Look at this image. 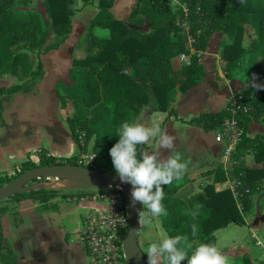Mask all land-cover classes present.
<instances>
[{
  "label": "trees",
  "instance_id": "16d2710c",
  "mask_svg": "<svg viewBox=\"0 0 264 264\" xmlns=\"http://www.w3.org/2000/svg\"><path fill=\"white\" fill-rule=\"evenodd\" d=\"M80 1L85 4L93 0ZM96 1L97 12L75 45V50L83 54L72 58L68 69L70 82L62 85L66 96L57 89L56 95L61 106L67 99L71 103H81L82 111L68 119V128L72 133L75 129L81 130L85 141L92 137V164L101 172L116 174L112 165L101 163V160L111 159L110 142L114 136L117 142L119 140L115 134L117 128L124 121H134L142 106L147 104L143 83L152 90L154 109L163 111L174 89L184 92L201 80L203 71L199 55L189 53L188 64L177 70L170 64V58L187 52L184 46L186 33L180 28L178 18L186 20L195 50L203 51L214 31L228 38L218 43L226 76L232 67L239 68L243 62L245 65L240 71H247L252 60L259 57L262 64L257 83L264 84V0H181L186 8L185 16L181 9L175 13L164 0H135L125 22L110 17L107 9L112 0ZM69 2L43 0L52 31L64 38L71 29ZM10 4L11 0H0V70L13 73L19 69L27 79H34L41 72V61L37 60L35 67L30 69L26 54L13 53L11 48L21 42L39 52L47 28L38 12L12 9ZM98 25L107 29V37L98 38L92 34V28ZM143 25L147 30L138 29ZM246 25L249 32L244 47L241 42ZM17 86L11 85L6 91L12 92ZM87 113H91L89 117H86ZM230 117L242 129V136L235 143L236 149H248L256 160H261V167L247 169L239 162L232 168L230 176L239 182L235 199L227 188L214 190L210 184L186 201L165 192L163 203L168 216L158 218L168 237L188 235L194 246L213 243V230L225 226L230 220L242 221L236 202L244 210L248 195L258 185L254 180L264 175V136L254 134L249 138L245 134L250 120L264 122V91L246 85L235 91L220 110L198 113L189 121L204 130H211ZM79 149L84 151V145ZM52 158L41 157L39 165L24 161L22 172L35 166L59 164ZM4 182L0 179V185ZM56 192L39 188L30 190L28 196L44 201ZM22 196L14 193L8 198L20 200ZM5 209L0 207V219ZM193 224L197 226L195 237L192 236ZM5 232L0 220V264H16ZM182 263L187 264V261Z\"/></svg>",
  "mask_w": 264,
  "mask_h": 264
},
{
  "label": "crops",
  "instance_id": "0c3cea01",
  "mask_svg": "<svg viewBox=\"0 0 264 264\" xmlns=\"http://www.w3.org/2000/svg\"><path fill=\"white\" fill-rule=\"evenodd\" d=\"M134 2L135 0H119L117 5L116 0H112L107 11L111 18L125 22ZM93 4L97 12V6L92 2L83 4L80 1V5L75 8L81 9L83 6ZM178 4L183 6L179 2ZM119 8L122 9V16L118 19L113 17V12H119ZM70 25V32L58 43V46L42 55L41 72L29 87V91L25 92V96L17 99L15 103H7L11 106V112L5 110L7 105H1L0 114L3 118H8V121L7 125H0V141L2 143V140L16 139L18 142L14 143L17 144L15 147L10 145V142H4L8 144L6 146L12 153H3L0 150V158L1 155L6 159L18 157L21 155V148L24 149L34 143L41 144L45 150H48L47 154L53 156L77 154L78 150L75 151V146L68 136L66 118L58 107V98L52 86V82H56L57 79L60 81L67 79V68L71 59L83 54L80 50H75V44L88 25L86 28L79 27L75 35L76 40L71 37L72 24ZM92 34L98 38H105L108 31L98 25L92 28ZM224 38L221 32H212L203 51L195 50L192 43H188L186 39L184 46L187 52L170 58V64L177 70L186 65L189 53L197 52L203 71L201 80L184 92L174 89L171 92V100L163 111L155 110L153 103L150 107L144 104L135 119V122L149 125L154 116L158 122H161L162 128L176 137L177 150L182 153L184 159L191 161L187 173L181 180L164 187V192L172 193L183 201L201 192L207 184H210L214 190L227 188L235 199L238 180L230 176L233 164L242 162L247 169H256L262 165L261 160H256L254 156L249 161L245 157L236 160L233 152L238 148L236 149L235 145L228 146L227 141L217 138L216 128L204 130L189 121L198 113L220 110L225 106L228 98L243 87L240 86L243 82L239 75L224 74V63L219 57L218 45ZM65 43L69 51L66 53L61 51ZM30 98L36 100L39 105L45 102L51 108L49 117H40L42 119L40 122L45 121L52 125L51 134H48L46 129H42L34 135H27L30 128L26 127V121L33 118L30 116L31 113L23 112L21 106ZM253 121L248 122L246 136L249 138L254 134L264 136V133H259L260 131L248 132L250 126L258 128L252 123ZM59 149L63 152H59ZM154 150L155 147L152 145L146 151ZM240 150L248 151V149ZM161 153L163 157H167L170 152L162 150ZM254 181H257L258 185L248 195L247 207L242 210L241 204L236 202L242 221L230 220L225 226L216 228L211 233L214 237L213 243L228 255L230 260L233 259L235 264H264L260 262V255H264V190H261L264 175ZM101 201L95 194L89 193L79 198L54 194L44 201L24 198L5 203L6 209L2 218L7 219L8 238L15 254L16 264H90V258L80 237V228L89 214L102 209ZM165 236L167 234L159 218H154L148 225L139 224L136 240L142 254L147 258L148 244Z\"/></svg>",
  "mask_w": 264,
  "mask_h": 264
},
{
  "label": "rangeland",
  "instance_id": "374dc122",
  "mask_svg": "<svg viewBox=\"0 0 264 264\" xmlns=\"http://www.w3.org/2000/svg\"><path fill=\"white\" fill-rule=\"evenodd\" d=\"M118 1L119 0H116L117 5L119 4ZM164 1L167 2L169 8L172 9L173 11H175V13H177L178 10L181 9V6L178 4V2L181 3L182 5H184L183 2H181V0H171V1L170 0H164ZM92 3L97 4V1L93 0ZM85 4H87V3H85ZM77 5H80V0H70L69 7L72 8V13L69 15V17H70V24H72L71 37H73V38L76 37L75 35L77 34V30L79 29V27L85 26V28H86V26L89 24L90 20L92 19L93 15L96 12L94 4L83 6L84 8L82 7L81 9H76L75 6H77ZM10 8L19 9V10H26V11L33 10V11L38 12L39 15L41 16V19L43 21L44 26H46V28H47V36H46L44 42L42 43V45L39 49V52H37L35 48H30L27 45L22 44L21 42L15 43L14 46L11 48V51L13 53L14 52L25 53L27 56L28 62L30 64V69H33L35 67L37 60H40L42 55H44V52L51 50L55 46H58V43L64 37H62L61 35H57L52 31L50 20H49V17L47 15V11H46L45 5L43 3V0H11ZM121 13H122V9L119 8V12H116V11L113 12V14H114L113 17L119 19L122 16ZM179 19L180 18H178V22H179ZM179 26L181 29H183V27L181 25H179ZM185 26L186 27L188 26L187 22H185ZM188 28H189V26H188ZM139 29H142V31H145V30H147V26L144 25L142 27H139ZM248 32H249V26L246 25L244 35H243V40L241 42V44L244 47L246 46L247 41H248V38L246 37V34H248ZM218 34H220V33H218ZM187 35H189V31L186 34V36ZM82 37L83 36H80L77 39L76 43H78L82 39ZM224 37H225L224 40H228V38L226 36H224ZM75 40H76V38H75ZM67 50H68V45H67V43H65L62 46L61 51L65 52V53L69 52ZM261 64H262V61L259 59V57H256L249 64V68L247 71H245L243 73H242V71H240V67L245 65L243 62V63H241L239 68H238V66H234L230 69L229 72L231 74L239 75L238 77L243 82V83H241L240 86L244 87L246 85H249V78H251L253 73H255L258 78L260 77V71H261L260 66H261ZM70 65H71V61H70L67 69H69ZM228 76H230V75H228ZM36 77L34 79H27L26 74L21 73L19 71V69H16L15 72H13V73H12V71L6 72L5 69H1L0 70V107H1V105L2 106L7 105V106H5V110L8 109V111L11 112L10 111L11 106L8 105L7 103H10V104L15 103L17 99H22L23 96H25V92L29 91V87H31V85L33 84V81L37 80ZM57 80H55L56 82H52V86H53L55 94H56V91L58 90L62 95L66 96L64 90L62 89V85L70 82V80L68 78V70H67V79L66 80H64V81H62V80L57 81ZM14 84L18 85L14 91H12V92L6 91V89L8 87H10L11 85H14ZM58 86H60V87H58ZM142 86H143V89L148 96V100H147L146 105L150 107L151 103H154V96H153L152 90L150 89L148 84L143 83ZM25 103H26L25 105L21 106L22 111L25 113H28V112L31 113L30 116L33 118L31 120L26 121L27 122L26 127L28 126V128H30V132H28L27 135H34L37 131L42 130V129H46L48 134H51V130L53 129L51 127L52 125L49 123H46L45 121L40 122V120H42L40 117H49V115H50L49 112H50L51 108L49 106H47V103L44 102L42 105H39L38 103H36V100H34L32 98L26 100ZM57 104H58V107L62 110L63 116H65V118H66L65 119V122H66L65 126H66L67 131H68L67 133H68V136L70 137L72 143L75 146V149H76L75 151L78 150L77 154H71L70 153L66 156H53V155L47 154L48 150H45L41 146V144L34 143L33 145L27 146L24 149L21 148L20 149L21 155H19L18 157L13 156V159L12 158L6 159L4 157V155L3 156L1 155V158H0V179H4L6 181L3 184L13 180L20 173H22V167H23L22 163L24 161H31L32 163L39 165V160L41 157H45V158H49V159L53 157L52 158L53 161L55 159L54 162L78 164V165H82L84 167H87L91 170L100 171L99 167L94 165V163L92 164V157H94L93 152H92V144H93L92 137H90L89 140L85 141L84 134L81 130L75 129L74 132L72 133L70 128H68V119L74 115L80 114V112L82 111L83 108H82V106H80L81 103H71V100L67 99L66 103H64V106H61L59 99H58ZM0 109H2V108H0ZM0 113H1V110H0ZM90 114L87 113L86 117H89ZM0 115H1L0 116V118H1L0 125H7L8 118H3L2 114H0ZM135 119H136V117H135ZM135 119H134V121H135ZM152 122H158L154 118V116H153ZM158 123H161V122H158ZM252 123L257 125L258 128H253L252 126H250L248 129V132L252 133L253 131H257V132L260 131L259 133H264V122L253 121ZM42 134H44V133H42ZM72 137L74 138V140ZM114 137L115 138H113L110 142L111 143L110 148H112L114 146V144L117 143V137L116 136H114ZM26 138H28V137H26ZM22 139H20V140H22ZM4 142H8V143L10 142V145L12 144L15 147V146H17V144H14V143H16L18 141L16 139L12 140V141L2 140V143L0 141V147H1L0 150H2L3 153L4 152L5 153H12L9 150V147L6 146L8 144H5ZM83 145L85 147V150L81 151L79 149V147H81ZM152 145L155 147L154 142L150 141L148 145L144 146V150L150 149V147ZM162 150H164V149H161L160 151H162ZM58 151L63 152L62 149H59ZM233 154H235L236 160L240 157H245V159H247L249 161L253 156V153L250 152L249 150L248 151H244V150H236L235 151L234 150ZM101 163H105V164L113 166L112 159L101 160ZM235 165H237V164H233V167ZM101 170H102V168H101ZM65 175L66 174H62V173H52L49 175L41 176L39 178H35V180H30L26 183L29 185H31V184L33 185L32 190L38 189V187L41 184H45V183L47 184V186L46 187L44 186V188L54 189V188H51L49 186L53 182L64 180ZM3 184H1V185H3ZM101 187L102 186L88 184V185H85L82 187L54 189V190L57 191L55 194L57 196H63V197L69 196V197L79 198L80 196L84 197L85 195H88L89 193L95 194L97 192V190L100 189ZM115 189H117L116 191L119 192L121 195H123L122 193L127 194V192H123V190L121 188L116 187ZM261 190H264V182H262ZM17 193L23 195L20 199L30 198L28 196L29 190H24L23 188H20L17 190ZM13 200L14 199H10L8 197L1 199L0 200V207H2V206L6 207V204L10 201H13ZM102 201H101L100 205H101V207L102 206L103 207L100 210L104 209V202H102ZM142 208H143V205H142ZM100 210H98V211H100ZM0 220H1V223L6 230L5 237L7 239L9 247H10L13 255L15 256L11 242H9V238H8L9 234H8V228L6 226V220L7 219L4 217L3 218L1 217ZM263 228H264V226H263ZM260 262L264 263V255L263 254L260 255ZM230 263L235 264L233 259L230 260Z\"/></svg>",
  "mask_w": 264,
  "mask_h": 264
},
{
  "label": "clouds",
  "instance_id": "9594fccd",
  "mask_svg": "<svg viewBox=\"0 0 264 264\" xmlns=\"http://www.w3.org/2000/svg\"><path fill=\"white\" fill-rule=\"evenodd\" d=\"M255 73L249 78V86L256 91H264V84L257 83ZM115 134L117 143L109 150L115 172L122 183H130L131 203L143 205L138 211L139 224L148 225L154 218L167 217L163 203L164 187L179 181L187 173L190 160L184 159L177 150L176 137L169 134L158 122L150 125L135 121H124ZM152 141L155 150H144ZM161 149L170 154L163 157ZM197 234V226L192 225V236ZM147 264H230L226 255L215 243H200L194 246L188 235L165 236L152 241L146 249Z\"/></svg>",
  "mask_w": 264,
  "mask_h": 264
},
{
  "label": "built area",
  "instance_id": "2783aa9c",
  "mask_svg": "<svg viewBox=\"0 0 264 264\" xmlns=\"http://www.w3.org/2000/svg\"><path fill=\"white\" fill-rule=\"evenodd\" d=\"M181 11L185 16L186 8L184 5L181 7ZM185 22L184 18H180L178 23L187 34L188 26H185ZM186 39L188 43L193 41L189 35L186 36ZM194 53L198 55L197 52ZM185 63L187 65L188 61ZM241 136L242 129L232 117L224 120L216 128V137L227 141L228 146L235 145ZM236 184L239 182L237 181ZM115 188L102 186L97 190L95 195L104 201V209L89 214L80 228V237L90 258V264H128L121 245L124 234L122 231L127 226V205L123 195L117 192Z\"/></svg>",
  "mask_w": 264,
  "mask_h": 264
},
{
  "label": "water",
  "instance_id": "95a60500",
  "mask_svg": "<svg viewBox=\"0 0 264 264\" xmlns=\"http://www.w3.org/2000/svg\"><path fill=\"white\" fill-rule=\"evenodd\" d=\"M52 173L74 174L80 179L88 182V184L118 187L121 188L123 192H127V194L122 193L123 199L127 205V226L121 240L122 250L128 264H147L135 238V234L139 229L138 211H141L142 204L137 202L134 206L132 205V185L130 183H122L117 173L111 174L94 171L84 166L68 163L35 166L26 169L13 180L0 185V200L17 193V190L20 188L29 191L32 190L33 185H29L26 182ZM44 186V184H41L38 189L44 188Z\"/></svg>",
  "mask_w": 264,
  "mask_h": 264
},
{
  "label": "bare ground",
  "instance_id": "6f19581e",
  "mask_svg": "<svg viewBox=\"0 0 264 264\" xmlns=\"http://www.w3.org/2000/svg\"><path fill=\"white\" fill-rule=\"evenodd\" d=\"M44 185L47 186L46 183ZM85 185H88V182L80 179L74 174H66L64 180L53 182L49 187L54 189H65V188H73V187H82Z\"/></svg>",
  "mask_w": 264,
  "mask_h": 264
}]
</instances>
